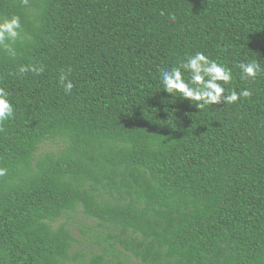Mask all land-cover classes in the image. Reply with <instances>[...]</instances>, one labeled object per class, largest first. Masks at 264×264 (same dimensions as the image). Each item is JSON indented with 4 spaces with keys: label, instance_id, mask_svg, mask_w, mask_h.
Masks as SVG:
<instances>
[{
    "label": "trees",
    "instance_id": "16d2710c",
    "mask_svg": "<svg viewBox=\"0 0 264 264\" xmlns=\"http://www.w3.org/2000/svg\"><path fill=\"white\" fill-rule=\"evenodd\" d=\"M14 16L0 264H264V73L236 67H264V0H0ZM196 51L252 95L200 111L163 91Z\"/></svg>",
    "mask_w": 264,
    "mask_h": 264
},
{
    "label": "clouds",
    "instance_id": "9594fccd",
    "mask_svg": "<svg viewBox=\"0 0 264 264\" xmlns=\"http://www.w3.org/2000/svg\"><path fill=\"white\" fill-rule=\"evenodd\" d=\"M24 2L27 3V0ZM161 15L164 13L161 12ZM170 19L175 20L174 15L170 16ZM21 31L22 26L19 17L14 16L0 21V50L12 58L16 56L14 45L22 39ZM236 67L239 69V79L245 82L255 81L261 73H264V67L257 60L240 62ZM28 72L41 75L44 68L35 65H21L18 69V73L21 75ZM159 79L163 91L172 97L190 101L200 111L208 106L221 103L225 106L234 105L252 95L249 88L229 91L228 86L233 81L232 68L210 58L203 51H196L194 54L187 55L170 69L162 70ZM59 84L66 94H71L74 84L68 78L67 73H61ZM14 118L15 106L10 99V93L5 87L0 86V125ZM5 172L6 169L0 168V176L4 175Z\"/></svg>",
    "mask_w": 264,
    "mask_h": 264
},
{
    "label": "rangeland",
    "instance_id": "374dc122",
    "mask_svg": "<svg viewBox=\"0 0 264 264\" xmlns=\"http://www.w3.org/2000/svg\"><path fill=\"white\" fill-rule=\"evenodd\" d=\"M49 147H45L44 149H48ZM85 221V219H83V217H79L77 218V222L74 224V228H73V231H74V234L77 235L79 237V233H80V228H83V226L81 225L83 222ZM94 222L92 221H89V225L90 226H94ZM86 246V244H85Z\"/></svg>",
    "mask_w": 264,
    "mask_h": 264
}]
</instances>
